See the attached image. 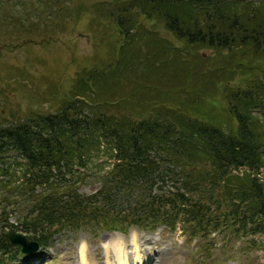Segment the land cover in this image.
Returning <instances> with one entry per match:
<instances>
[{
    "label": "trees",
    "instance_id": "trees-1",
    "mask_svg": "<svg viewBox=\"0 0 264 264\" xmlns=\"http://www.w3.org/2000/svg\"><path fill=\"white\" fill-rule=\"evenodd\" d=\"M132 1L149 20L159 18L164 22L170 33L189 45L191 53L185 58L181 47L171 45L169 49L166 40L162 39V31L156 26L155 29H147L146 34L152 37L150 40L142 39L143 45L153 42L166 51L159 56L154 50L146 55L142 51L138 54L141 58H135L133 53L140 36L133 31L134 15L128 12L126 16L117 11L114 17L122 38L120 62L111 59L105 68L83 67L71 86V94L65 95L54 112L33 111L13 123L6 121V116L0 113V162L5 165L3 158L11 152L22 154L29 162L25 165L32 175L28 179L30 184L45 182L54 186L48 191V194L55 195L51 198L49 195L34 197L31 188L24 185L22 193L31 195L28 199L32 206L18 221L31 224L34 232L40 231L41 241L46 244L54 233L64 229V222L80 226L79 214L87 222L97 220L108 225L114 221L115 226L118 224L119 229L126 230L123 226L126 221L117 223L118 218L111 215L137 214L129 201L130 195L137 192L144 196L136 201L141 203V211L152 210L156 206L159 211L161 206H173L170 211L166 210L165 215L168 216L177 206L183 209L176 212L190 208L187 211L189 216L201 224L206 216H210L209 213L227 210L228 214V209L235 206V210L241 212L239 221H235L239 225L238 230L248 228L253 234L264 233V185L257 179H250L247 173L243 177L232 174V168L239 169L244 165L255 170L264 167V127L257 125L264 123V81L259 75L250 76L254 67L248 64L241 62L233 66L234 57L230 56L239 50H251L255 55L264 56V0ZM200 49L214 50L222 60L216 64L203 59ZM173 52H176L175 56ZM161 57L163 59L157 60ZM198 57L202 58L196 61L206 66L197 71V66L193 67L189 62ZM183 59L188 60L185 63ZM152 63L159 67H150ZM143 68H155L149 71L156 76L165 70L175 71V80H185L176 84L188 97L182 100H188L191 105L188 106L193 110L187 109L186 104L185 108L177 111L168 104L169 100H162L167 98V94L157 96L160 90L166 92V86L160 85L163 82L144 79L139 82L136 73ZM247 71H250L248 77ZM191 72L196 74L195 80L187 77ZM199 73H202L201 79ZM236 75L246 79L243 80L244 86L234 82ZM206 78L210 79L204 90ZM167 79L171 80L164 77L165 81ZM134 80L139 83L136 87ZM218 90L226 92L222 94L223 101L215 98ZM100 139L114 142V156L120 161L115 168L103 173L106 180L102 181V189L87 199L79 194L72 197L61 195L59 192L74 191L72 186L60 190L59 178L64 179L68 174L63 167L83 165L92 169L89 154L91 149L101 144ZM182 158H190L193 162L212 160L218 171L213 184L216 182L219 188L231 190L239 203L231 202L224 206L216 197L211 209L206 203L210 198L207 194L189 199L186 192L200 191L206 184L205 176L199 177L202 182L196 181V185L187 183V179L176 187V193L172 192L173 199L165 194H153V185L171 178ZM162 162L173 166L160 171ZM55 169L59 172L57 176L53 175ZM52 178H55L53 183ZM141 183L150 189L147 191L139 185ZM70 191L67 193L71 196ZM62 196H66L67 202L62 200ZM85 200L87 204L82 203ZM231 215L238 218L235 213ZM226 222L230 219L227 218ZM250 224L252 227H248ZM55 225L58 227L54 228ZM12 248L4 233H0V262H3L2 253ZM12 251L11 258H15L20 249Z\"/></svg>",
    "mask_w": 264,
    "mask_h": 264
},
{
    "label": "rangeland",
    "instance_id": "rangeland-1",
    "mask_svg": "<svg viewBox=\"0 0 264 264\" xmlns=\"http://www.w3.org/2000/svg\"><path fill=\"white\" fill-rule=\"evenodd\" d=\"M138 9L134 7L132 0H0V113L6 116L8 119L6 121L13 123L33 111L54 112L65 95L71 94V86L76 81V75L83 67L99 66L105 68L111 63V59L120 62V50L122 49L120 42L122 38L120 28L114 17V13L117 11H122L126 16L128 12L134 15L132 21L135 22V28L133 31L134 33L137 31V35L140 36L139 42L136 45V51L133 53L135 58H141L138 54L142 51L146 52V55L148 52L154 50L158 56L166 51L165 48L153 42L151 45L146 44L148 45L147 47L143 45L144 41L142 39L150 40L152 37L146 34L147 29L149 27L155 29L156 26L162 31V39L166 40L165 44L169 49L171 45L179 46L183 49V57H188V53H191L189 45L170 33L164 22H160L159 18L149 20ZM129 38L132 40V37ZM125 47H128V45ZM199 53L203 59H210V61L216 64L222 60L211 49H200ZM172 54L175 56L176 52ZM230 56L234 57L233 66H237L236 63L240 64L243 62L244 64H248L249 67H254L253 73L247 71V77L249 73L250 76L254 77L259 75L264 81V56L255 55L251 50L248 52L244 50L240 52L239 50ZM202 57L189 62L193 67L197 66V71L201 66H206L203 62H198L199 58ZM161 59L163 58L161 57L157 60ZM187 60L183 59V62L186 63ZM210 61L208 63H211ZM223 61L226 63V60L223 59ZM153 66L159 67L156 63H152L150 67ZM152 69L155 68L138 70L136 73V76L140 78L138 81L143 82L144 79L155 83L163 82L160 85L166 86V92L160 90L157 92V96L160 97V95L167 94V98L162 100H169L168 104L171 107L177 108V111L180 108H185L186 104L187 109L193 110L192 107H189L191 105L188 104V100H182L183 97L188 99L183 94V89L180 86H176V84H180L185 80L182 78L175 80L177 76L175 71L167 72L165 70L156 76L152 74V71H149ZM195 75V73L191 72L187 77L191 80L194 79ZM164 77H170L171 80L167 79L165 81ZM198 77L201 79L202 73H199ZM206 79L203 85L204 90L208 87L207 81L210 78ZM234 79L237 85L241 84L244 86L243 80L246 79L243 78L242 80V75H236ZM134 83H137L135 87L139 85L136 80H134ZM223 92L226 93L225 91H222V93L220 90L216 91V94H214L215 98L223 101ZM143 95L141 94V96ZM11 107H16L17 110L13 120L9 118ZM257 119L262 121L261 117H257ZM227 122L231 121L227 120ZM262 122L257 123V125L264 127V123ZM231 123L237 125L234 122ZM101 139L100 141H103ZM106 146H102L104 154H99L101 157L100 161H102L101 164H104L101 167L102 172L112 170L119 162L117 160V164H109V162L113 161L109 158L111 154L116 159L114 156L116 149L114 142H106ZM106 160L109 162H106ZM191 160L190 158H182L177 168H175V170L177 169L178 176L172 175L159 188L158 183L157 191L158 189L162 190L161 193L168 194L170 199H173L170 192H174V189L179 187L180 184L182 185L189 179L187 183L196 185V181H201L199 177L205 176L207 179L206 184L200 191H195L193 193L194 196L191 194V197L195 198L197 194H207L210 198L207 199L206 203L214 206L216 194L221 193L224 206L231 202L239 203V200L234 197L231 190L219 188L216 186V182L213 184V178L217 176L218 171L212 160L204 159L200 162H193ZM166 166L172 168L173 164H164L162 162L159 170H164ZM26 172L28 173V170ZM96 183L95 179H90V183L85 186L80 183L81 193L86 195L93 194L100 185ZM93 184L95 186H92ZM36 187H31L34 197L36 195H47V193L41 191V188ZM1 188L0 186V201L7 199L6 202H9L13 198H16L14 194L10 196L5 188ZM34 190L41 192L37 194L33 192ZM60 190H63V188ZM217 198L222 203L219 195H217ZM22 203L23 205L19 206L17 213L13 215L9 214V212L7 213L10 217L7 224L5 220L6 215H4L3 220L6 226L0 224V233L3 231L9 232L11 229L18 230L15 221L22 217L32 206L30 201H22ZM4 204L2 203V206ZM13 206L14 204L10 205L9 208L12 210ZM172 208L173 206L162 207L159 211L156 210L157 207H154L152 210L147 209L141 211L144 215L138 217V219H136L138 214L132 212L119 217L111 215L112 218H118L117 223L119 221H126L123 226L129 227L128 233L126 230L119 229L118 224L115 226L114 221H110L108 225L105 222L101 223L97 220L87 222L86 224V221L82 219V215L79 214L80 223L86 224L83 228L77 230L70 223L63 232L55 234L51 238L52 245L48 248L41 247L40 251L32 254L29 258L23 257L24 255L17 257L19 260H42L40 264H66L67 258L74 254L78 264H93L94 249L101 245L103 249L100 248L99 250L100 256H97L96 264H109V261L114 263L116 251L112 247L113 245L111 244L108 248H105L104 245L111 242V238H114L117 234L120 235V241L124 239V242L125 240L127 242V236L137 229L136 227H139L140 224L150 225L148 223L150 217L151 221L155 222V227L161 225L163 222L168 223L173 221L178 223L183 229V234L180 230L171 231L167 225L161 226L156 231L157 233H150L147 230L136 231L140 236L147 237L148 235H153L161 237L158 243H152V245L157 248L164 246L169 248L167 256H162V253L158 254L159 257L162 256L161 261L164 260L156 264H264L263 234L252 235L249 232L247 234H250L249 237H241L242 235L238 236L236 233H231V230L226 229V231L220 233H211L210 231L209 234L207 233L204 236L202 235L204 230L200 231L198 219H193L189 224L186 223V219H192V216H189L187 212L190 208H186V210H183L184 212H176L178 209H183L177 206L172 210L171 214L165 215L166 210L170 211L169 209ZM1 212L2 209L0 207ZM228 212L230 213L227 214V210L209 213L210 218H206L202 222L205 224L203 228L205 230L211 229L210 224H215V218H218V215L221 218L234 220L231 214L235 213L238 218L241 214L240 211L235 210V206L232 209H228ZM102 214L106 215V213ZM166 217L170 221L166 220ZM248 227H252V224L248 225ZM117 228L119 230L115 231ZM194 231L197 232L194 235L198 234L199 236L196 237L194 242H190V237H193V235L190 236V232ZM136 233H132L131 238ZM23 234L30 237V240H34V237H39L41 233L30 231L23 232ZM253 239L256 240V244L252 242ZM139 242L138 240V249L140 250L133 248L137 251L136 259L140 264L142 261L140 252L143 243ZM80 245H82L81 248L83 246L89 247L85 260H79ZM118 245L120 247V244ZM28 248L34 249L36 246L33 244ZM146 248L144 255H147V252L150 251L148 247ZM123 251L126 252L127 247ZM140 259L141 261H139ZM8 260H10V257ZM148 264H152V262Z\"/></svg>",
    "mask_w": 264,
    "mask_h": 264
},
{
    "label": "bare ground",
    "instance_id": "bare-ground-1",
    "mask_svg": "<svg viewBox=\"0 0 264 264\" xmlns=\"http://www.w3.org/2000/svg\"><path fill=\"white\" fill-rule=\"evenodd\" d=\"M111 239H112V240H110V241H111V244L113 245L112 247H114L115 251H116L117 253H123V250L127 247V246H126L127 243L124 242V239H122V240L120 241V235H118V234H117L114 238H111ZM148 239H149V238H148ZM138 240H139V237H138L136 234H133L131 240H129L130 243H128V244H132V245L134 246L135 249L140 250V249H138ZM149 240H150V239H149ZM125 241H126V240H125ZM118 244H124V248L119 247ZM24 246H25V244H24ZM104 246H105V248H107V247L109 246V244H105ZM143 246H144V245H143ZM26 247H27V246H26ZM146 249H147V248H146ZM85 251H86V247L83 246V247H82V256H84ZM138 256H140V255L138 254ZM139 261H141V259H140Z\"/></svg>",
    "mask_w": 264,
    "mask_h": 264
},
{
    "label": "water",
    "instance_id": "water-1",
    "mask_svg": "<svg viewBox=\"0 0 264 264\" xmlns=\"http://www.w3.org/2000/svg\"><path fill=\"white\" fill-rule=\"evenodd\" d=\"M16 113H17V110H16L15 108H12L11 111H10V118H11V119H14ZM13 240H17V239L13 237ZM35 249H36V248H34L33 250H35Z\"/></svg>",
    "mask_w": 264,
    "mask_h": 264
}]
</instances>
